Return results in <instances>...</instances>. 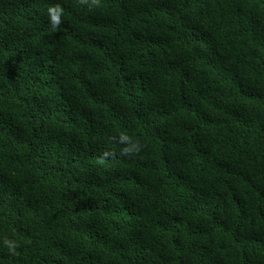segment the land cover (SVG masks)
Here are the masks:
<instances>
[{"label": "trees", "instance_id": "trees-1", "mask_svg": "<svg viewBox=\"0 0 264 264\" xmlns=\"http://www.w3.org/2000/svg\"><path fill=\"white\" fill-rule=\"evenodd\" d=\"M0 264H264V0H0Z\"/></svg>", "mask_w": 264, "mask_h": 264}]
</instances>
